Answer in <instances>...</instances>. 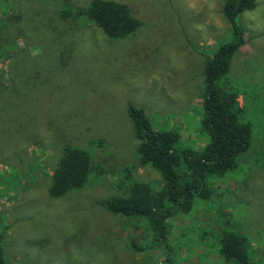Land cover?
Masks as SVG:
<instances>
[{
	"label": "rangeland",
	"instance_id": "obj_1",
	"mask_svg": "<svg viewBox=\"0 0 264 264\" xmlns=\"http://www.w3.org/2000/svg\"><path fill=\"white\" fill-rule=\"evenodd\" d=\"M92 0H0V235L10 264H240L221 254L224 225L264 264V0L244 13L245 45L226 81L240 92L250 150L210 180L213 196L171 221L169 254L144 218L101 205L135 182L159 189L141 164L128 115L144 109L156 130L202 149L203 69L230 41L226 0H113L143 23L113 40L76 13ZM88 152V184L49 189L65 147Z\"/></svg>",
	"mask_w": 264,
	"mask_h": 264
},
{
	"label": "trees",
	"instance_id": "obj_2",
	"mask_svg": "<svg viewBox=\"0 0 264 264\" xmlns=\"http://www.w3.org/2000/svg\"><path fill=\"white\" fill-rule=\"evenodd\" d=\"M256 7L257 0H226L223 6L232 37L206 60L203 69L200 124L209 138L204 148L185 146L177 131L156 130L144 109L132 104L128 106L140 162L159 172L163 183L155 189L143 182H135L124 194L109 197L101 205L114 215L146 219L154 241L169 254L170 263L173 251L169 242L171 221L181 214L190 213L197 200H209L214 193L210 180L236 170L239 159L252 146L253 130L250 123L243 121L240 92L226 79L234 59L245 45L246 30L239 20L244 13L254 11ZM76 15L87 19L113 40L128 38L143 25L127 5L113 0H92ZM91 169L92 158L88 152L77 147H65L52 177L50 196L59 198L84 188L89 182ZM224 228L222 256L228 261L251 264L248 239L234 231L230 222H226ZM0 264H10L1 235Z\"/></svg>",
	"mask_w": 264,
	"mask_h": 264
}]
</instances>
